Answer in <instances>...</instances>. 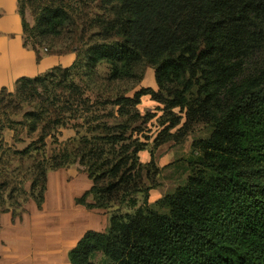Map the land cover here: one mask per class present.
I'll return each mask as SVG.
<instances>
[{"label":"trees","instance_id":"1","mask_svg":"<svg viewBox=\"0 0 264 264\" xmlns=\"http://www.w3.org/2000/svg\"><path fill=\"white\" fill-rule=\"evenodd\" d=\"M80 1L96 5L99 13L81 29L77 21L70 23L77 29L67 50L48 53L43 48L47 54L75 53L73 65L22 77L13 91L0 89V216L11 213L13 221L21 220L31 200L42 209L48 174L75 162L66 148L48 155L49 137L56 142L58 130L77 119L87 124L107 117L77 113V107L83 112L90 108L77 76L93 82L96 68L106 63L109 85L134 79L149 66L158 91L142 89L133 98H105L102 104L117 106L122 116L131 103L150 95L168 108H180L188 124H205L210 135L193 143L202 169L164 198L167 213L154 210L147 200L133 214L111 213L106 231H87L71 250V264H94L96 253L104 255L103 264H264V0ZM74 2L18 0L24 46L36 52L37 60L42 51L36 45L46 36L62 35ZM27 5L34 29L24 19ZM34 101L37 107L20 112ZM96 122L93 135L81 136L73 151L93 183L76 204L108 211L113 199L134 193L148 197L154 185L139 187L128 177L137 161L127 171L122 152L113 149L105 157L106 143L124 140V125ZM7 131L13 132V145L5 139ZM24 134L31 142L15 149ZM14 162L25 168L15 187L24 196L23 205L14 193L5 197ZM154 164L151 160L146 168Z\"/></svg>","mask_w":264,"mask_h":264},{"label":"rangeland","instance_id":"2","mask_svg":"<svg viewBox=\"0 0 264 264\" xmlns=\"http://www.w3.org/2000/svg\"><path fill=\"white\" fill-rule=\"evenodd\" d=\"M24 11L25 22L29 25L30 29H34L36 22L31 12V6L27 5ZM69 13L72 18L71 21L69 20V26L64 29L62 35L42 38L40 44L36 45L38 50L43 52V48H47L48 53L67 50L71 43L70 39L74 35L73 31L77 29V26L70 25V23L77 21V25L81 29L84 23L99 13V9L96 5L77 0V2L71 3V6H69ZM87 33L89 35L91 32ZM29 43L32 45L31 41ZM108 73L109 65L103 63L96 68L93 82H90L86 77L81 78V76H77V86H79V89L82 88L84 92L86 91L85 95L89 98L88 106L90 107L87 112H83L84 109L82 107H77V113H88V116L95 115L96 117L98 115L107 116L103 119L99 118L96 121L106 122L109 127H114L121 122L124 125V129L121 130V132L125 133L124 140L114 145L106 143L104 145L106 149L105 157L111 156L110 153L113 149L122 152L123 156L128 158V165L125 168L127 171L137 161V166L129 170L128 177L132 178L139 187L154 185V188L149 191L148 197L144 193H134L122 200L121 198L117 199V195L115 196L116 199H113L109 204L110 210H97L106 212L109 215L117 212L122 216H126L133 214L147 200V203L154 210L167 213L168 208L163 203L164 198L174 193L179 187L186 185L194 171L202 169L198 162L200 155L198 152H194L193 143L206 139L210 135V131L203 123L188 124L185 113L180 108H168L167 104L153 99L150 95L142 96L140 102L136 105H132L131 103L124 111L127 114L118 115L117 106L110 104L105 106L102 104V101L105 98L115 99L118 96L133 98L136 92L147 88L158 91L155 71L149 66H143L138 70V76L134 79L115 81L106 85ZM101 91L104 92L103 95L99 94ZM36 105L37 101H34L33 104L25 105L20 112L25 113ZM135 113H137L136 117L133 116ZM96 121L85 124L83 119H77L72 121L67 127L60 128L57 132L56 142L50 137L47 139L48 155L55 154L60 149L66 148L73 155L71 161H75L69 166L71 171L83 172L87 168L81 164L79 154H77V159L74 160L73 151L76 148L78 149L81 136L93 135L94 132H91V129L97 123ZM113 131L115 132L116 130L114 129ZM12 135L13 132H6L5 134L7 143L11 145H13ZM23 139V142L15 145V149H23L31 142V138H28L26 134L23 135ZM140 146H143V150L136 156L133 155L132 151ZM153 150L154 155L151 157L150 152ZM151 160L154 161V166L146 168V165ZM140 164L144 165L145 168H139L138 165ZM1 168H4V166L1 165ZM10 169L15 173L11 185L4 189L5 197L12 195L10 193H14L13 197L23 205L24 196H20V194L15 192V187L18 176L23 177L22 173L25 171V168L20 162H14L11 164ZM2 185L4 184H0V190L3 189L1 188ZM30 186L31 182L26 183L27 190H30ZM17 209L18 211L21 210V208ZM92 261L94 264H103L104 255L96 253Z\"/></svg>","mask_w":264,"mask_h":264},{"label":"crops","instance_id":"3","mask_svg":"<svg viewBox=\"0 0 264 264\" xmlns=\"http://www.w3.org/2000/svg\"><path fill=\"white\" fill-rule=\"evenodd\" d=\"M75 60V53L44 51L37 60L36 52L24 46L18 0H0V89L13 91L18 79L70 67ZM92 184L85 172H50L42 209L31 200L21 220L13 221L11 213L0 216V264H71L69 253L83 235L104 232L109 225V214L75 202Z\"/></svg>","mask_w":264,"mask_h":264}]
</instances>
